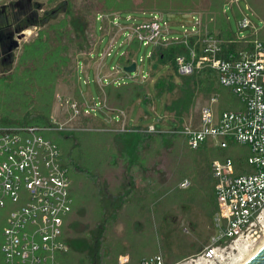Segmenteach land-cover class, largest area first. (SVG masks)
I'll return each mask as SVG.
<instances>
[{
	"label": "rangeland",
	"instance_id": "374dc122",
	"mask_svg": "<svg viewBox=\"0 0 264 264\" xmlns=\"http://www.w3.org/2000/svg\"><path fill=\"white\" fill-rule=\"evenodd\" d=\"M187 1L189 0L0 1V123H19V120L25 119L23 116L26 111L31 112V116L38 113V116H43L44 112L39 108L46 104L47 98L50 105L48 123L51 126L41 130L40 135L48 144L46 149L53 152L59 164L67 169L69 193L73 202L65 225L67 223L70 226L74 224V227L78 225V229L82 226L93 229L98 224H103L106 229L105 244L109 250L104 264H118L121 255H127L131 264L155 254H160L166 263H173L198 253L216 232L212 217L214 201L210 164L218 158L217 155L192 152L181 135L176 137L179 143L175 142L178 153L173 147L174 152L167 154L154 138L151 139L152 142L148 141L151 143L143 153L142 166L132 165L127 173L125 167L133 157L124 152L123 145L113 141L118 132H139L135 128L140 126L146 129L156 119L160 123L155 126L163 130L177 128L178 122L181 128L196 122L200 106L209 94L195 90L188 108L181 113L180 118H176L178 122L175 121L172 113L166 111L171 95L169 83L175 86H172L174 94L171 98H176L182 93V77L174 72L171 63H161L154 55L150 56L155 49L152 44H140L133 49V44L129 46L127 40V27L148 17L147 14H142L144 11L165 12L164 19L170 23L167 40L181 38L184 29L190 30L192 27L194 18L184 12L200 13L204 30L217 33L216 17L208 18L200 9L183 10L182 5ZM232 1L224 0V12L219 10L220 18L225 16L230 34L234 38H244L258 31L257 35L264 39V0H236L235 4ZM69 4L72 10H78L90 19L92 43L95 33L99 47L96 56L87 55L90 50L79 51L70 41L69 32L65 29L69 19L65 11ZM106 11L118 12L116 26L112 27L108 21L104 22L96 16L94 31L93 17ZM128 14L136 19L127 20ZM240 15L249 20V28L239 27ZM63 20L67 23L57 27ZM120 29L123 30L116 37L110 55L101 59L111 36ZM57 31L58 35L55 37ZM40 40L47 42L46 46L52 48L66 47L64 55L69 57L65 64L61 60L58 64L53 62L48 66L56 76L57 81L53 86L47 83V55H40L38 59V53L34 54L33 50L29 52L27 48ZM124 55L127 61L123 59ZM131 60L136 64V70L126 72L123 67L128 66ZM35 62L37 65L45 62L46 73H34ZM28 69L34 73V79L29 81L30 85L23 80L25 70L26 76L30 73ZM107 73H112L119 80V84L110 83L113 87L132 83L142 85L149 103L144 102L140 96L133 103L126 104L125 108L111 107L106 101L107 83L102 81L106 86L99 87L97 80V77L102 79ZM41 74L43 79L38 83L37 78ZM160 78L165 79V84L158 93L155 84ZM111 79L113 78H107L108 81ZM17 81L20 82L19 85ZM40 84L42 88L38 91ZM8 86H11L10 96ZM123 90L122 88L120 93ZM43 91L47 92V97L37 94ZM112 95L115 96L114 91ZM9 97L11 101L8 100ZM124 101L121 99V105H124ZM222 101L241 105L228 91L222 94ZM84 109H88V113ZM47 131L50 132L49 135H46ZM56 132L74 137L81 133L79 137L83 136V139L77 140L79 145L76 155L84 154L92 165L93 173L85 175L80 171H70L65 156L75 139L71 143H61V139L55 141ZM238 152L248 155L246 146H239L233 151L234 154ZM175 155H178L177 158ZM155 160L161 161L160 169L157 165V170L149 175ZM184 179L190 182L187 188L180 187ZM68 230L72 231L70 227ZM259 245L233 264L246 260Z\"/></svg>",
	"mask_w": 264,
	"mask_h": 264
},
{
	"label": "built area",
	"instance_id": "2783aa9c",
	"mask_svg": "<svg viewBox=\"0 0 264 264\" xmlns=\"http://www.w3.org/2000/svg\"><path fill=\"white\" fill-rule=\"evenodd\" d=\"M184 13L192 15L194 23L190 30L184 29L181 38L172 40L166 37L170 23L164 19L165 12L142 13L148 17L127 27L129 46L133 41L138 47L152 44L151 57L157 48L182 46L184 52L173 59L174 72L184 77L208 70L218 87L232 93L241 105L221 102L223 93L214 91L201 104L194 125L165 131L184 136L194 149L246 146L248 155L238 152L237 160L229 156L212 160L216 232L198 253L170 264H233L264 241V39L257 31L252 36L233 37L231 42L239 46L224 48L217 33L204 30L200 13ZM97 17L114 27L119 15L98 13ZM126 19L136 18L128 14ZM238 25L249 28L251 23L240 15ZM122 30L111 36L101 59L110 55ZM109 77L113 79L108 81ZM102 81L119 84L112 73L98 78ZM157 123L160 120L146 130L164 131ZM46 128L0 123V264H60L59 255L68 251L64 227L73 200L66 167L46 149L48 144L40 135ZM189 185L187 179L180 183L182 188ZM118 264H129L128 256H119ZM137 264L166 262L155 254Z\"/></svg>",
	"mask_w": 264,
	"mask_h": 264
},
{
	"label": "trees",
	"instance_id": "16d2710c",
	"mask_svg": "<svg viewBox=\"0 0 264 264\" xmlns=\"http://www.w3.org/2000/svg\"><path fill=\"white\" fill-rule=\"evenodd\" d=\"M1 1V0H0ZM223 2L224 0H189L187 1L184 5H182L183 10H192V9H200L208 18H211L213 16L216 17V29H217V35L223 39V47L224 48H229V49H234L235 47L239 46L240 43H233L231 40L233 39V36L230 34L227 25H226V19L223 14V18H220L219 10L223 11ZM73 8L68 5V8L66 7L65 15L66 17H69L68 19V27H65L66 31L69 32V39L71 42H73L76 46V48L79 51H88L92 48L93 43H92V38H91V25H90V19L87 18L86 14L80 13L78 10H72ZM259 9V8H258ZM257 9V10H258ZM261 9V7H260ZM237 11V9H236ZM132 12V11H131ZM146 12V11H144ZM152 12V11H151ZM100 13H112V12H100ZM95 16L93 17V23H92V28L95 31ZM67 23V21H60L56 26L57 27H62ZM56 30H54L55 33ZM259 33V32H258ZM58 31L56 33L57 37ZM259 37V36H258ZM52 41H54V35L52 38ZM47 42L41 41L38 42H33L31 45H29L28 51L30 52L33 50L34 54H37L36 57L39 59L40 55H47L48 57V62H47V69L49 70V76L47 77V83L49 82L52 86L55 85L56 76L54 75V70L49 69L48 67L50 64H53V62H57L56 64L59 63V61L64 60V64L66 63V60L69 58L66 55H64L66 47H55L52 48L51 46H46ZM131 44H133V49H136L138 47V43L136 41H133ZM60 48V51H59ZM133 51V50H131ZM184 52V49L180 45H169L165 48H157L154 56L159 60L161 63H173V59L175 55ZM129 52H127L128 54ZM131 53V52H130ZM124 55L123 59H126ZM121 59V61H123ZM127 61V59L125 60ZM129 63H132V60L129 61ZM129 64V65H130ZM126 66V65H124ZM34 73H37L38 71H43L46 73V68H45V62L42 63L41 65H37L35 62V67L33 68ZM30 72L28 76H26L27 70L24 72V77L23 80L26 81V83L29 82L31 79H34L31 70L28 69ZM37 78V77H36ZM38 83L39 80L43 79V75L41 74L40 77L37 78ZM182 86L180 87L181 89V94L176 97V98H171L173 92L172 86H174L171 82L169 83V91H170V100L168 101L166 105V111L168 113H172L174 116V120L177 121L178 118H180L181 113L184 112L189 104L191 103L192 99V94L195 92V90H198L199 92L207 95L210 94L214 91H219L221 94L224 93V89H220L216 83L215 76L212 78L210 72L208 70H205L200 73H196L190 76H184L182 77ZM19 81H17V84L19 85ZM25 83V84H26ZM165 84V79L160 78L156 84L155 87L159 92H161V89L163 85ZM41 85H39L38 91L41 90ZM175 87V86H174ZM35 88V85H34ZM124 89L122 93H120L121 89ZM179 88V87H177ZM11 91V86H8V92L9 96L12 95L10 93ZM115 93V96L112 95V93ZM37 94L42 95L43 97H47V92H38ZM106 98H107V103L111 105V107H117V106H122V108L126 107V104H131L133 103L136 98L142 97L144 99V102L149 103L148 97L146 93H144V88L140 84H126L121 87H113L112 85H107L106 86ZM121 99L125 100L124 105H121ZM9 101H11L10 97L8 98ZM40 111L44 112L43 116H38L39 113L36 116H31L33 115L31 112L26 111L24 114V118L22 121L19 120V123L17 122H9L11 125L12 124H26V125H36V126H41V127H50L51 124L49 122V112H50V105L49 102L47 101L46 98V104L41 106L39 108ZM31 116V117H30ZM177 118V119H176ZM178 122V121H177ZM9 124V125H10ZM178 126H180V123L178 122ZM136 130H139V132H128V131H122L118 132L117 135L113 141L114 143L121 144L123 145V150L124 152L126 151L127 154H129L130 157H133L132 161L129 162L125 169L126 172H130L131 166L132 165H138L142 166V159H144L143 153L146 151V148L149 146L148 144L152 142L151 139L156 138V141L159 144V147H163L165 149V152L167 154H170L173 151V147H175V151H177V145H175V142L179 143L176 140V137L179 136L180 134L170 132V131H160V132H148L144 128H135ZM49 131L46 132V135H49ZM57 138H54L55 141L56 139H61V143H64L66 141H71L75 139L73 145L68 149L67 154L65 156L66 158V163L71 171H80L81 173L89 174L93 173V169L91 168L92 165L88 163V160L84 157V154L82 155H76L77 149L79 142L77 141L78 139H83V136L81 138L79 137L81 133H77L74 136L70 134H63L62 132H56ZM182 138L184 136L181 135ZM151 140V142H148ZM185 140V139H184ZM186 143V141H185ZM82 146V145H81ZM186 146L188 149H190L192 152L200 151L205 153L206 155L208 154H214L217 155L218 158H223V156H229L232 157L234 160H237L239 156L237 154H234L233 151L235 150L236 146L232 145L230 148L227 149H217V148H212V147H206L202 146L200 148H191L187 144ZM178 155H175L177 158ZM89 165V166H88ZM157 165L161 166V161L156 160L152 163L151 166V171L149 172V175H152V173L157 170ZM79 170H78V169ZM72 171V172H73ZM184 171V170H183ZM211 173V170H210ZM96 175V174H95ZM94 176V174H92ZM130 179L132 180V177L129 174ZM211 178H212V197L214 201V211H216V198H215V193H214V178L211 173ZM78 225L74 224H67L64 227V239L67 241L68 244V251L65 253H62L59 255V263L60 264H104L105 257L108 255L109 250H107L106 244H105V238H104V233L106 231L105 227L103 224H98L95 228L89 229L87 227L82 226V228L77 227ZM69 227L71 228V232H69ZM138 261L133 262L131 264H137ZM170 264V263H166Z\"/></svg>",
	"mask_w": 264,
	"mask_h": 264
},
{
	"label": "water",
	"instance_id": "95a60500",
	"mask_svg": "<svg viewBox=\"0 0 264 264\" xmlns=\"http://www.w3.org/2000/svg\"><path fill=\"white\" fill-rule=\"evenodd\" d=\"M123 69L126 72H133L135 71V64L131 63L128 66H124ZM240 264H264V243L252 255H250Z\"/></svg>",
	"mask_w": 264,
	"mask_h": 264
},
{
	"label": "crops",
	"instance_id": "0c3cea01",
	"mask_svg": "<svg viewBox=\"0 0 264 264\" xmlns=\"http://www.w3.org/2000/svg\"><path fill=\"white\" fill-rule=\"evenodd\" d=\"M94 43H93V46H92V48L90 49V51L89 52H87L86 54L88 55V54H90V55H94V56H96L97 54H96V51H98L99 50V47H98V44H97V41H96V39H97V37H96V35H95V33H94ZM99 53H100V51H99ZM98 53V54H99ZM85 54V55H86ZM103 55H104V53H103ZM97 80H98V78H97ZM99 83V87H104V86H106V85H104V84H102V82H98ZM98 92H99V90H98ZM99 94V93H98ZM89 95V94H88ZM100 95V94H99ZM123 125H125V123H123Z\"/></svg>",
	"mask_w": 264,
	"mask_h": 264
},
{
	"label": "bare ground",
	"instance_id": "6f19581e",
	"mask_svg": "<svg viewBox=\"0 0 264 264\" xmlns=\"http://www.w3.org/2000/svg\"><path fill=\"white\" fill-rule=\"evenodd\" d=\"M263 243H264V241H263ZM263 243H262V244H263ZM262 244H260L259 247H260ZM259 247H258V248H259ZM258 248H257V249H258ZM253 253H254V252H253ZM253 253H251V254H253ZM249 255H250V254H249Z\"/></svg>",
	"mask_w": 264,
	"mask_h": 264
}]
</instances>
